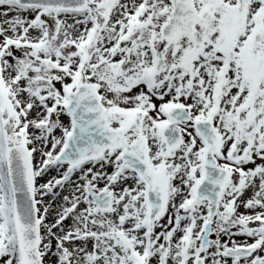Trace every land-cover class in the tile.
I'll return each instance as SVG.
<instances>
[{"label":"snow or ice","instance_id":"1","mask_svg":"<svg viewBox=\"0 0 264 264\" xmlns=\"http://www.w3.org/2000/svg\"><path fill=\"white\" fill-rule=\"evenodd\" d=\"M0 264H264V0H0Z\"/></svg>","mask_w":264,"mask_h":264}]
</instances>
